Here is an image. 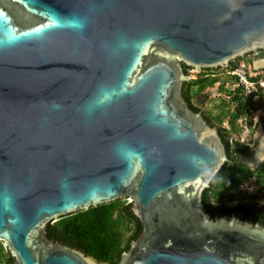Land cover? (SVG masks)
Returning a JSON list of instances; mask_svg holds the SVG:
<instances>
[{"label":"water","instance_id":"1","mask_svg":"<svg viewBox=\"0 0 264 264\" xmlns=\"http://www.w3.org/2000/svg\"><path fill=\"white\" fill-rule=\"evenodd\" d=\"M77 18L82 30L64 26ZM259 50L264 0H0V240L11 264H100L46 225L117 199L132 200L141 229L115 264H264V225L202 207L228 157L182 95L184 65ZM102 89L122 94L97 106Z\"/></svg>","mask_w":264,"mask_h":264},{"label":"trees","instance_id":"2","mask_svg":"<svg viewBox=\"0 0 264 264\" xmlns=\"http://www.w3.org/2000/svg\"><path fill=\"white\" fill-rule=\"evenodd\" d=\"M183 69L187 74L188 68L184 65ZM213 70H202L194 79L186 80L182 85V95L189 107L201 112L210 125H219L218 132L228 156L209 187L203 190L201 204L212 219L235 214L236 218L264 225V206L259 203L257 207H250L245 203L228 204H231L236 194L242 193L241 190L238 191V187L251 177L255 180L260 197L264 198V162L252 170L237 160L232 156V149H244L245 146L231 137L239 131L238 121L241 125L243 122L251 125V113L261 108L263 98L261 94L257 99L245 96L240 87L227 88L223 81L218 90L225 94L226 99H221L220 112L214 115L212 111L201 110L194 104V100L197 101V96L219 81L220 76ZM225 120L228 128L222 126ZM262 121L264 126V114ZM130 206L131 203L125 199L91 206L47 223L46 233L48 237L96 258L101 264H115L141 229V223L131 212ZM12 260L9 250L0 241V264H11Z\"/></svg>","mask_w":264,"mask_h":264},{"label":"rangeland","instance_id":"3","mask_svg":"<svg viewBox=\"0 0 264 264\" xmlns=\"http://www.w3.org/2000/svg\"><path fill=\"white\" fill-rule=\"evenodd\" d=\"M261 57L264 58V52L258 53L257 55H254L251 57H248V59L250 61H256L258 58H261ZM262 60H264V59H262ZM259 61H261V60H259ZM256 63H255V65L261 66V65L256 64ZM261 67H264V65H262ZM213 72H216V74L220 76L219 81L217 83H215L213 86L207 87L202 92L201 95L197 96V101L194 100V104L196 106L200 107L201 110L212 111V113L214 115H216L221 110V106H220L221 105V99H226L225 94L218 90L219 85L223 81H225L224 86L227 88H230V87H232V80L228 79V76L225 74V71L223 69H217V70L215 69ZM262 101L264 102V98L262 99ZM231 109H232V107H231ZM263 114H264V104L261 106L260 111L256 112L254 110L251 113V118H252L251 125L248 126L244 122L241 125L240 122L238 121L239 131H238V133L234 134L236 139H238L240 141H245V142L250 140V139H254L255 143H257V141H258V143H257L258 145L259 144L264 145V128H263V132H262V128H261V126L263 125V121H262ZM222 126L226 127V128L229 127L226 120L222 123ZM244 126H246V127H244ZM246 184L247 185H243L244 187H246V189H245L246 192H244V193L242 192L241 194L238 193V194H236L237 196L238 195L249 196V195H252L253 193H259L257 191V188L254 185V183H252L250 180L247 181Z\"/></svg>","mask_w":264,"mask_h":264},{"label":"flooded vegetation","instance_id":"4","mask_svg":"<svg viewBox=\"0 0 264 264\" xmlns=\"http://www.w3.org/2000/svg\"><path fill=\"white\" fill-rule=\"evenodd\" d=\"M261 50L257 51L258 53H261L260 52ZM257 53V54H258ZM249 57H251L250 55L251 54H247ZM262 66V65H261ZM204 117V116H203ZM205 119V118H204ZM262 125V124H261ZM215 126H219V125H215ZM262 128V132H263V128L264 126L262 125L261 126ZM232 139H236L235 135H231ZM238 140V139H236ZM240 141V140H238ZM244 144V149H238V148H233L232 149V156H234L237 160H239L241 163H244L246 165H248L252 170L258 168V166L260 164H262L264 162V145L262 144H257L254 142V139H250L248 141H240ZM256 145V146H255ZM228 157V156H227ZM253 166V167H252ZM251 181L252 183H254V185L256 186V183H255V180L253 177L249 178L247 181ZM245 181L242 185H240L238 187V191L241 190V192L244 193L246 187H244L243 185H247ZM257 187V186H256ZM236 191V190H235ZM258 191V190H257ZM261 200V201H260ZM239 203H245L247 204L248 206L250 207H257L258 206V203L262 206H264V198L260 197V193H253L252 195H243V196H240V195H235V198L234 200H232L231 204L228 203L229 205H237ZM206 212V211H205ZM208 214V213H207ZM226 217H232V218H235V219H238V220H242V219H239V218H236V215L235 214H231V215H226ZM210 219H212L210 216H209ZM213 220V219H212ZM246 221V220H244ZM249 222V221H248ZM257 224H259L258 222H255ZM50 238V237H49ZM52 239V238H51ZM54 240V239H53ZM1 241V240H0ZM2 242V241H1ZM3 243V242H2ZM3 245L6 247V245L3 243ZM7 248V247H6ZM8 249V248H7ZM10 253V252H9ZM11 255V254H10ZM13 258V257H12ZM13 261V260H12ZM101 264V263H100Z\"/></svg>","mask_w":264,"mask_h":264},{"label":"built area","instance_id":"5","mask_svg":"<svg viewBox=\"0 0 264 264\" xmlns=\"http://www.w3.org/2000/svg\"><path fill=\"white\" fill-rule=\"evenodd\" d=\"M226 73L235 77V86L240 87L245 96L253 99L264 96V73L252 67L247 60L243 59L234 65H225ZM190 69L189 72H194ZM189 78V76L187 77Z\"/></svg>","mask_w":264,"mask_h":264},{"label":"clouds","instance_id":"6","mask_svg":"<svg viewBox=\"0 0 264 264\" xmlns=\"http://www.w3.org/2000/svg\"><path fill=\"white\" fill-rule=\"evenodd\" d=\"M64 26H67V27H70V28H73V29H77V30H82L83 28H84V22L81 20V19H72V20H69V21H67L66 23H65V25ZM260 52H264V50H261ZM257 53L258 52H255V53H249V54H251L250 56H254V55H257ZM248 55H245L244 57H241V58H236L235 60H233V61H230L228 64L229 65H234V64H236L238 61H240V60H243V59H245V60H247L248 61V63L252 66V67H255V69H258L259 71H262L263 72V69H264V67H261V66H257V65H255V63L257 62V61H259V60H262V59H264V58H258L256 61H250L249 59H248ZM233 63V64H232ZM225 65H227V64H225ZM225 65H223V66H221V67H217V68H201V69H198V68H188V71H187V74H185L186 75V80H190V79H194L195 77H196V75L199 73V72H201L202 70H207V69H223L224 71H225V74L227 75V76H229L230 77V79H232V87H230L231 89H233V88H235L236 86H235V77H232V76H230V75H228L227 73H226V68H225ZM190 69H195V71L194 72H189V70ZM213 70V71H214ZM264 73V72H263ZM189 76V78H187ZM185 80V81H186ZM122 94V92H118L116 89H111V90H108V89H102L101 90V95H100V97L98 98V100L96 101V104H97V106H100V105H104V104H106V103H109V102H111L112 100H113V98L114 97H116V96H118V95H121ZM226 97V96H225ZM262 98H264V96H262ZM261 102H262V105L264 104V102L261 100ZM56 107H59V105H56ZM261 110V108H258L257 110H256V112H258V111H260ZM87 112H89V113H91V109L89 108V109H87L86 110ZM255 123V122H254ZM244 127H246V126H244ZM123 155L124 156H126V157H131V156H134V155H139L138 153H136L134 150H129V151H127V152H125V153H123ZM126 200V199H125ZM127 202H132V200H126Z\"/></svg>","mask_w":264,"mask_h":264},{"label":"bare ground","instance_id":"7","mask_svg":"<svg viewBox=\"0 0 264 264\" xmlns=\"http://www.w3.org/2000/svg\"><path fill=\"white\" fill-rule=\"evenodd\" d=\"M256 64L264 65V60L258 61Z\"/></svg>","mask_w":264,"mask_h":264}]
</instances>
